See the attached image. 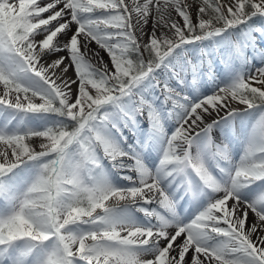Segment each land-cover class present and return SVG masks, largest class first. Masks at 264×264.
I'll use <instances>...</instances> for the list:
<instances>
[{
  "label": "snow or ice",
  "instance_id": "obj_1",
  "mask_svg": "<svg viewBox=\"0 0 264 264\" xmlns=\"http://www.w3.org/2000/svg\"><path fill=\"white\" fill-rule=\"evenodd\" d=\"M0 264H264V0H0Z\"/></svg>",
  "mask_w": 264,
  "mask_h": 264
},
{
  "label": "bare ground",
  "instance_id": "obj_2",
  "mask_svg": "<svg viewBox=\"0 0 264 264\" xmlns=\"http://www.w3.org/2000/svg\"><path fill=\"white\" fill-rule=\"evenodd\" d=\"M151 27V24L149 25V28ZM92 48H96L97 46L95 44L91 45ZM104 54L107 55L105 52L101 51L100 55L104 57ZM63 55V53H61Z\"/></svg>",
  "mask_w": 264,
  "mask_h": 264
},
{
  "label": "rangeland",
  "instance_id": "obj_3",
  "mask_svg": "<svg viewBox=\"0 0 264 264\" xmlns=\"http://www.w3.org/2000/svg\"><path fill=\"white\" fill-rule=\"evenodd\" d=\"M104 59H105V60L108 59L107 55H105V54H104ZM69 75H72V73L70 72ZM34 143H38V141H34Z\"/></svg>",
  "mask_w": 264,
  "mask_h": 264
}]
</instances>
